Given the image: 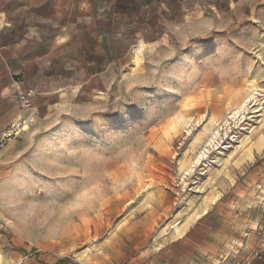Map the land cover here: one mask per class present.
<instances>
[{
  "label": "rangeland",
  "instance_id": "obj_1",
  "mask_svg": "<svg viewBox=\"0 0 264 264\" xmlns=\"http://www.w3.org/2000/svg\"><path fill=\"white\" fill-rule=\"evenodd\" d=\"M204 1L187 29L43 77L30 127L0 143V264H166L162 230L213 190L208 264H264V0Z\"/></svg>",
  "mask_w": 264,
  "mask_h": 264
},
{
  "label": "crops",
  "instance_id": "obj_2",
  "mask_svg": "<svg viewBox=\"0 0 264 264\" xmlns=\"http://www.w3.org/2000/svg\"><path fill=\"white\" fill-rule=\"evenodd\" d=\"M206 3L0 0V138L30 115V111L20 108L18 94L35 90L34 102L44 98L49 77H43L51 70L62 71V78L72 74V66L66 63L74 61L73 55L80 56L79 62L89 63L98 61L96 56L107 54L106 44L118 47L131 38L136 44L150 45L154 31L187 29ZM90 39L94 41L92 46ZM212 212L210 208L185 233L162 245L166 264H208L217 257L226 237L214 229L212 217L220 216ZM172 256L176 258L172 260Z\"/></svg>",
  "mask_w": 264,
  "mask_h": 264
},
{
  "label": "bare ground",
  "instance_id": "obj_3",
  "mask_svg": "<svg viewBox=\"0 0 264 264\" xmlns=\"http://www.w3.org/2000/svg\"><path fill=\"white\" fill-rule=\"evenodd\" d=\"M140 59H138L137 57V62L139 61ZM254 85L255 86V83L254 82H249V85ZM257 87V86H256ZM249 89H251L249 87ZM252 90V89H251ZM250 90V91H251ZM256 90V88H255ZM254 91V90H253ZM257 92V91H256ZM254 93V94H251L248 98H246L242 104L239 105L238 109L234 110L233 114H232V117L233 118H237L239 117L241 114H243L245 112L246 109L249 108V104L251 103V101L256 98V95L257 93ZM262 109V108H261ZM264 109V107H263ZM262 113V112H261ZM262 116L264 115V112L261 114ZM17 125V124H16ZM30 127V125L28 123H26L24 125V129L27 130L28 128ZM221 135V131L220 129H217L215 132H213V136L212 138L210 139V143H215L216 140L220 137ZM255 142V141H254ZM244 143H242L243 145ZM258 144V143H257ZM240 146V144H239ZM248 148V147H247ZM205 155V152H202L201 155L199 156L198 160ZM248 156L250 158H254V151H253V148L250 147L248 149ZM216 189V188H215ZM261 194L259 195V199L261 201H264V188H261ZM217 190V189H216ZM212 192V190H211ZM220 192V191H219ZM221 193V192H220ZM208 194V193H207ZM205 195V197L203 198L200 206H197L194 202H192V207L190 208H187L186 210V216L184 217L183 221L180 223L179 225V230L176 231L175 229L172 228L171 224H167V226L162 230V233L161 234H165V233H170L172 235V237H177L179 236L180 234H183L185 233L201 216L202 214L205 212L206 208H208L213 202H215L219 196L218 192L213 190L212 194H208V195ZM157 236V235H156ZM156 238V237H155ZM159 246H161V242L159 243L158 242V245L156 248H158ZM88 255V254H87Z\"/></svg>",
  "mask_w": 264,
  "mask_h": 264
},
{
  "label": "built area",
  "instance_id": "obj_4",
  "mask_svg": "<svg viewBox=\"0 0 264 264\" xmlns=\"http://www.w3.org/2000/svg\"><path fill=\"white\" fill-rule=\"evenodd\" d=\"M36 95L35 90H30L24 93H19L17 96L20 108L24 111H29L34 107V97ZM32 118L30 117H24L20 119L15 125H12V127L7 131V133L3 134L2 137L0 138V143L5 142L8 138L10 137H16L21 134V132H24L25 129L23 128L26 123L29 124V121H31ZM263 250L264 247L256 250L254 253L255 258L262 259L263 258ZM240 251L238 250L237 253ZM234 264H255L254 263V258L249 257V258H243L240 260H237Z\"/></svg>",
  "mask_w": 264,
  "mask_h": 264
},
{
  "label": "snow or ice",
  "instance_id": "obj_5",
  "mask_svg": "<svg viewBox=\"0 0 264 264\" xmlns=\"http://www.w3.org/2000/svg\"><path fill=\"white\" fill-rule=\"evenodd\" d=\"M61 183L71 184V181H61Z\"/></svg>",
  "mask_w": 264,
  "mask_h": 264
}]
</instances>
